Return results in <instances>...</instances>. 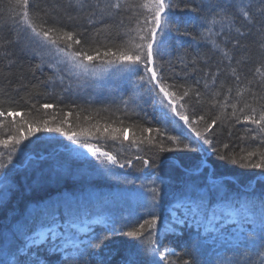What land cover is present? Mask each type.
Wrapping results in <instances>:
<instances>
[{
    "label": "snow or ice",
    "instance_id": "1",
    "mask_svg": "<svg viewBox=\"0 0 264 264\" xmlns=\"http://www.w3.org/2000/svg\"><path fill=\"white\" fill-rule=\"evenodd\" d=\"M178 10L192 15L182 21ZM192 24L207 51L187 64L177 57V73L165 57ZM45 67L47 80L32 83ZM38 86L50 91L33 93ZM46 95L58 101L55 115L38 103ZM230 124L246 135L234 140ZM0 132V211L22 184L46 190L56 177L54 193L5 214L0 264H252L251 250L264 264V0H0ZM38 142L51 148L34 151ZM110 143L118 154L103 150ZM209 150L260 169L262 186L205 172L203 158L192 167L175 158ZM168 163L178 177L158 174ZM73 166L81 178L63 187ZM90 172L133 187L96 192ZM170 234L188 236L189 258L172 259ZM114 237L126 239L122 252L106 247Z\"/></svg>",
    "mask_w": 264,
    "mask_h": 264
},
{
    "label": "trees",
    "instance_id": "2",
    "mask_svg": "<svg viewBox=\"0 0 264 264\" xmlns=\"http://www.w3.org/2000/svg\"><path fill=\"white\" fill-rule=\"evenodd\" d=\"M192 14L188 11H177L176 12V16L180 19V20H187ZM186 30L190 35L184 36L182 39H180L178 42H174V47H176L178 50L176 51V53L172 56V57H165L166 60L171 59L174 67L175 72L179 73L182 71V67L180 65V61L179 59H177V57H182L184 60V63L187 64V62L189 60H191L193 57L197 56V53L199 52L201 55H203L207 49L204 48L203 46V42H200L198 44L199 41V27L196 24H192L190 26H188L186 29H184L182 27V31ZM207 58V57H205ZM217 59H219V57H217ZM32 64L38 63V61H32ZM201 67H203V64L201 63L200 65ZM31 67V64H26V68ZM51 75V73L49 72L48 68L45 67L43 69L42 72L40 71H36L35 72V78L31 79V78H26L24 80L25 84L29 83V79H31L32 83H35L37 85H40L42 81L47 80V78ZM198 76L200 75L199 73L197 74ZM221 79H223V77H221ZM179 82H183V81H179ZM227 86H232L231 83L229 82ZM50 89H45L42 86H38L35 89H32V92H44L47 93L49 92ZM56 91L58 92L59 89H56ZM13 96H16V93H13ZM19 96H24L26 99L29 98V92L27 90L21 91L19 93ZM19 98V97H17ZM220 99H222V97H220ZM34 103L36 101H33ZM72 101L69 100L68 98H65L64 103L65 104H70ZM230 103L232 102L231 100L229 101ZM39 104L42 103H51L54 105L53 109H49L47 110V112L49 114L55 115L56 114V106L58 104V101L56 98H54L53 96H47L45 98H41L38 102ZM76 103L80 104V105H85V100L84 99H80L77 98L76 99ZM86 106V105H85ZM93 108H100L102 107V105L100 104H95L92 105ZM228 111L230 112L231 109L229 108ZM217 112V110L215 108H210V109H206V113L208 115H215ZM90 113L85 111V112H81L80 114V123L82 126L87 127V122L85 121V117L88 116ZM37 116V118H40V113H36L35 114ZM107 113H103L101 112L100 116L96 117L97 120H100L101 123L104 122V118L107 117ZM150 115H151V111H150ZM69 119H73V118H69ZM118 126V125H117ZM147 126H153V125H147ZM159 126V125H156ZM229 127L231 128V131L233 133V139L235 140L237 135H246V133L243 130V127L241 125H235L234 127L230 124ZM133 131H136V129L134 128H130L129 129V137L131 138V134ZM180 128L177 127L174 131H171L170 134H180ZM0 134H2V132H0ZM44 136L45 139H47L48 137L52 136V135H58V134H41ZM221 140H225L224 136L220 137ZM226 142V141H225ZM127 142H125V148L124 150L127 151L126 148ZM33 148L34 151H41V150H49L51 148L50 145L47 144H42V143H36L34 145L31 146ZM103 150H111L113 152V154H118L121 150V146L119 144H111L110 146H103ZM205 148H208L207 145L204 146ZM63 151V150H61ZM146 153L148 155H151L150 152ZM129 155H131L132 153L129 152ZM139 154V153H137ZM172 156V154L170 153H164L162 154L161 160L167 161L169 159V157ZM176 159H178L180 161L181 164H183L185 167H192L194 166L199 160H201L202 158L204 159L205 163H206V167H205V172H207L209 169H215L216 173L218 176L225 178L227 180H231L232 178H238L239 183L241 185L245 184L248 181H251L253 184L256 185V187H260L262 186L260 183H258L259 181V173L261 172L260 169H245V168H241L238 165H233V164H229L225 161H221L219 160L215 155L212 154L211 150H209L208 152H194L191 154H177ZM69 159H74V157H71ZM159 163V161H158ZM134 166L135 167H140L138 162L134 161ZM78 171L76 166H73V172L74 175L69 178L66 179L63 182V187L66 188H72L74 186V183L76 181H78L81 177L79 175H76L75 173ZM124 171H131L130 169H125ZM172 174L175 177H178L181 173L180 170L178 168H175L171 163H168L167 165H162L161 166V170L158 173L161 176H166V174ZM34 175V174H33ZM137 174H133L131 176L132 179H135ZM154 178V177H153ZM17 180H19V176H17ZM87 180L91 183V186H103V185H110L113 184L114 185H119L122 186L120 184L119 181L115 180V179H108V178H104L96 173H92L90 172L87 176ZM56 177L55 175L51 176L50 178V186L46 189V190H36L33 189L31 191L27 190L25 188V186L22 184L20 186L19 191H15L11 193V199L9 200L6 208L3 211H0V219L1 216H4L5 214L8 212L9 209L13 208V206L18 207L21 211L24 210L25 205L34 199H37L39 197L48 195V194H52L55 192L56 190ZM28 183H31V178L28 180ZM229 186H233L231 184H229ZM126 215V213H125ZM144 216V212H139L136 215V219H141ZM99 230V229H98ZM127 241L126 239H123L121 237H114L112 241H109L106 245L107 248L109 249H116L117 247L120 248L121 252L123 251L124 246L126 245ZM166 244H170V246L172 248H174L176 250L177 256L176 257H172L173 260H177L179 257H183V258H189L187 257L185 254L189 251H191V242L188 238V236L186 234L184 235H168V237L165 240ZM250 254L253 257V261L252 264H260V259L257 258L255 256V250H251ZM229 256L231 255L230 253L228 254ZM120 257L117 256L114 258L113 260V264H115V261L118 260ZM84 264H96V260L91 258V257H86Z\"/></svg>",
    "mask_w": 264,
    "mask_h": 264
},
{
    "label": "rangeland",
    "instance_id": "3",
    "mask_svg": "<svg viewBox=\"0 0 264 264\" xmlns=\"http://www.w3.org/2000/svg\"><path fill=\"white\" fill-rule=\"evenodd\" d=\"M133 178V177H132ZM136 179V177H135ZM140 183V180H137L136 181V186H138ZM93 189L96 191V192H99V193H112V194H118V193H122L124 191V188L127 187V188H132L133 186L132 185H128V186H119V185H114L113 184H110V185H103V186H92ZM127 215V213H126ZM5 219H3V216H1V219H0V224H3L5 223Z\"/></svg>",
    "mask_w": 264,
    "mask_h": 264
}]
</instances>
